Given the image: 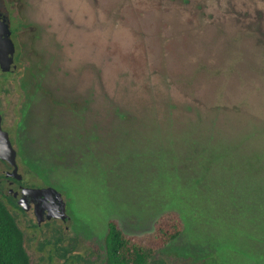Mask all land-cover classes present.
<instances>
[{
  "label": "rangeland",
  "instance_id": "1",
  "mask_svg": "<svg viewBox=\"0 0 264 264\" xmlns=\"http://www.w3.org/2000/svg\"><path fill=\"white\" fill-rule=\"evenodd\" d=\"M0 9L16 45L1 124L24 180L68 204L79 264H102L110 218L138 234L168 209L184 229L152 264H264V0ZM7 207L30 264H62Z\"/></svg>",
  "mask_w": 264,
  "mask_h": 264
},
{
  "label": "trees",
  "instance_id": "2",
  "mask_svg": "<svg viewBox=\"0 0 264 264\" xmlns=\"http://www.w3.org/2000/svg\"><path fill=\"white\" fill-rule=\"evenodd\" d=\"M7 73L1 72L4 76ZM184 229V222L175 209L160 213L152 229L138 234L126 233L116 218L107 221L103 238L102 264H152L153 257ZM67 258L66 252L59 255ZM0 264H30L24 247V237L0 197Z\"/></svg>",
  "mask_w": 264,
  "mask_h": 264
},
{
  "label": "flooded vegetation",
  "instance_id": "3",
  "mask_svg": "<svg viewBox=\"0 0 264 264\" xmlns=\"http://www.w3.org/2000/svg\"><path fill=\"white\" fill-rule=\"evenodd\" d=\"M0 12L6 17L9 27H10V19L6 12L0 9ZM11 29V39L13 30ZM13 41V39H12ZM14 43V41H13ZM14 52V62L16 56V45ZM10 73V72H4ZM17 152V151H16ZM17 157V156H16ZM0 162L5 166V168L0 169V197L4 202L10 204L13 210L17 211L19 214H28L31 216V221L28 224L27 228L32 230L33 237L34 234L39 233L43 235L42 243L48 250V259L51 261L55 255L58 258H62L59 255L61 253L66 252L67 258L64 259L62 264H79L82 261V255L80 254L81 247V238L75 234L72 236H68L67 232H69V227L65 223L70 220V215H68L67 210V218L62 220L60 218L50 216L49 210L46 208L45 202L43 200H39V198H31L25 202L26 208L22 207L18 203V198L21 196V190L26 187H46V186H37L32 183L26 182L24 180V175L21 174L20 179L15 177L8 176L7 173L12 170V165L8 162L1 160ZM18 165V164H17ZM55 188V187H54ZM62 195V194H61ZM63 197V196H62ZM40 208L41 211H40ZM68 209V207H67ZM35 252V250H34ZM30 261V260H29ZM95 260H91V263H95Z\"/></svg>",
  "mask_w": 264,
  "mask_h": 264
},
{
  "label": "water",
  "instance_id": "4",
  "mask_svg": "<svg viewBox=\"0 0 264 264\" xmlns=\"http://www.w3.org/2000/svg\"><path fill=\"white\" fill-rule=\"evenodd\" d=\"M15 46L11 39V29L6 17L0 12V71L12 72L16 69L14 62ZM2 115L0 113V159L12 165V170L7 173L8 176L20 179L16 162L17 152L10 140L8 132L2 127ZM43 200L49 210V217L54 216L65 220L67 218L68 204L63 199L61 192L53 186L46 187H26L21 190V196L18 203L26 208L25 202L31 198ZM42 208H40L41 211Z\"/></svg>",
  "mask_w": 264,
  "mask_h": 264
}]
</instances>
